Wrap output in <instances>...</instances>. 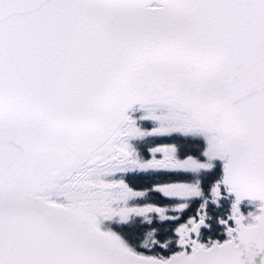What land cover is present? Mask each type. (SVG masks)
Wrapping results in <instances>:
<instances>
[{
    "label": "snow or ice",
    "instance_id": "obj_1",
    "mask_svg": "<svg viewBox=\"0 0 264 264\" xmlns=\"http://www.w3.org/2000/svg\"><path fill=\"white\" fill-rule=\"evenodd\" d=\"M0 264H264V0H0Z\"/></svg>",
    "mask_w": 264,
    "mask_h": 264
}]
</instances>
